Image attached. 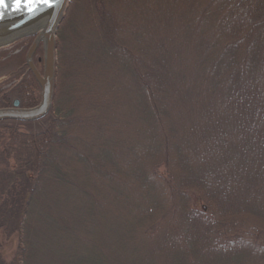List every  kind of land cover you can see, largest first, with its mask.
I'll return each mask as SVG.
<instances>
[{"label": "trees", "instance_id": "16d2710c", "mask_svg": "<svg viewBox=\"0 0 264 264\" xmlns=\"http://www.w3.org/2000/svg\"><path fill=\"white\" fill-rule=\"evenodd\" d=\"M86 1L102 14L105 0ZM222 1L230 2L226 31L241 32L220 55L201 42L185 53L183 41L193 38L169 35L134 58L132 78L144 95L116 145L132 153L140 191L103 168L114 159L105 148L116 142L106 135L89 138L93 170L66 168L64 154L83 155L68 144L85 137L75 133V106L58 100L64 66H56L47 114L0 120V264H158L163 254L171 257L166 264L264 261V0ZM247 35L252 45L242 44ZM103 37L101 50L118 45L112 33ZM112 121L102 123L106 132Z\"/></svg>", "mask_w": 264, "mask_h": 264}, {"label": "rangeland", "instance_id": "374dc122", "mask_svg": "<svg viewBox=\"0 0 264 264\" xmlns=\"http://www.w3.org/2000/svg\"><path fill=\"white\" fill-rule=\"evenodd\" d=\"M68 1L64 16L59 21L54 42L62 44L57 47L56 61L57 66H64L63 96L59 95L58 100L60 99L62 104L68 105L67 103L70 102L72 106H75L78 120L75 123L80 125L75 129V133L85 137V144L83 142L68 144L71 147L76 146L83 155L76 157L75 152L64 154L63 159L71 164L66 168H80L81 172H77L85 174L88 170H93L87 165L86 149L90 142L89 138L96 135L101 138L106 135L107 140L113 138L116 142L106 146L105 153L113 152V155H110L114 159L104 161L103 168L112 173L119 183L124 182L123 184H126L130 192L140 191L141 188L136 187L139 182L134 175L137 166L132 153L119 151L116 145L124 134L123 128L126 129L130 125L129 129H131L130 110L137 96L144 93L137 89L136 82L132 78V66H138L140 63L134 59L135 56L146 58L147 54L152 50L155 51L169 35L177 36L179 39L193 38L188 42L183 41L185 53L190 50L191 54L193 50L191 46L201 42L198 46L213 43L211 52L220 55L224 48L223 44L234 42V39L238 37L236 32L241 31L239 29L226 31L225 23L229 18L228 15L231 14V11H226L229 1L105 0V3H102V14L99 16L96 15L97 10L93 4L86 0H77V2L74 0L72 4L70 0ZM163 20H170L174 25H164ZM247 25L245 24V29L248 28ZM260 28L258 27L257 30L259 31ZM105 32L112 33L115 43L118 44L116 47L110 41V48L101 50L97 47ZM247 36L249 37L246 43L242 44L252 45L254 37ZM32 40L33 36L29 42L31 43ZM17 41L22 39L15 40L13 43ZM38 50L37 53H39ZM6 67L0 66V69L4 70ZM39 68L43 70L42 63ZM37 91H39L38 96ZM34 94L35 97L30 92L25 95L24 102L28 104L27 106L39 101L40 90L35 89ZM145 94L148 95L147 90ZM125 115L128 116L125 118ZM104 116L114 120L107 132L102 124L105 121ZM123 119L126 122H123ZM103 180L104 183L111 182L106 177ZM146 183L145 187L143 183L144 189L149 188ZM132 195L134 198L138 197ZM169 203L168 199L166 205ZM125 215L129 218L128 214ZM12 237L5 242L6 255H10V250L15 244V238ZM161 246L164 247L163 244ZM170 260V256L163 254L162 257L157 255L155 261L158 264H166L170 263ZM260 264H264V261Z\"/></svg>", "mask_w": 264, "mask_h": 264}, {"label": "water", "instance_id": "95a60500", "mask_svg": "<svg viewBox=\"0 0 264 264\" xmlns=\"http://www.w3.org/2000/svg\"><path fill=\"white\" fill-rule=\"evenodd\" d=\"M7 7L0 5V47L19 40L24 36L34 35L26 53V62L40 87V99L31 106L0 107L1 119L35 120L44 116L52 104L55 73V36L59 21L64 16L68 0H49L48 4L33 0L17 9L16 0H5ZM32 9V10H29ZM43 49V70L40 73L32 61L38 44Z\"/></svg>", "mask_w": 264, "mask_h": 264}, {"label": "flooded vegetation", "instance_id": "af4514ba", "mask_svg": "<svg viewBox=\"0 0 264 264\" xmlns=\"http://www.w3.org/2000/svg\"><path fill=\"white\" fill-rule=\"evenodd\" d=\"M27 45H29L28 40L23 39L22 41H17L9 46L0 48V66H14L12 69L7 70L0 75V107H12L15 100L18 102V106H27L28 104L24 102L25 95H28L30 92V94L35 97L34 91L37 89L38 83L32 75V72L28 67L29 65H27L26 62ZM37 49L38 48H36L34 53H32V61L34 66L40 70L39 66H41L42 63V56L37 53ZM56 52L57 43L55 44L54 52L55 70L57 66ZM25 66L28 68L29 74L32 75L34 81L36 82H34L35 84L33 82L31 83V79L29 81L26 80ZM54 77L56 80V74H54Z\"/></svg>", "mask_w": 264, "mask_h": 264}, {"label": "snow or ice", "instance_id": "6c2138e0", "mask_svg": "<svg viewBox=\"0 0 264 264\" xmlns=\"http://www.w3.org/2000/svg\"><path fill=\"white\" fill-rule=\"evenodd\" d=\"M32 2H33V0H16L17 9H19V7L22 4H24L26 6L27 4H30ZM40 2L48 4L49 0H40ZM0 5H4L5 7H7L5 0H0ZM29 10H32V9H29Z\"/></svg>", "mask_w": 264, "mask_h": 264}]
</instances>
